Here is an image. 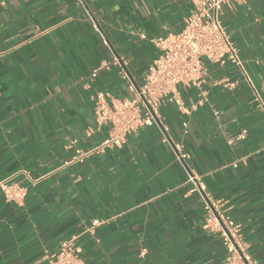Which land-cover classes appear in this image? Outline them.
<instances>
[{
	"label": "crops",
	"instance_id": "0c3cea01",
	"mask_svg": "<svg viewBox=\"0 0 264 264\" xmlns=\"http://www.w3.org/2000/svg\"><path fill=\"white\" fill-rule=\"evenodd\" d=\"M191 8L0 0V185L23 192L10 199L0 187V264H47L71 236L85 264H221L226 251L204 227L190 175L264 264V0L219 11L249 82L231 63H206L199 87H177L182 109L163 102L120 148L94 150L109 130L95 120L94 96L132 97L129 84L157 56L152 40L180 32Z\"/></svg>",
	"mask_w": 264,
	"mask_h": 264
},
{
	"label": "built area",
	"instance_id": "2783aa9c",
	"mask_svg": "<svg viewBox=\"0 0 264 264\" xmlns=\"http://www.w3.org/2000/svg\"><path fill=\"white\" fill-rule=\"evenodd\" d=\"M192 8L185 18L182 30L176 34L152 40L157 56L150 62L142 82L135 86L129 84L132 97L122 100H107L103 93L94 96L95 120L98 124H108L107 136L94 150L120 148L126 137L144 126L155 123L158 109L163 102L174 103L178 109L183 105L177 87H199L207 75L206 63L224 66L231 63L249 82L238 55V49L230 35L225 31L219 18L223 5L237 0H189ZM98 68L92 70L95 76ZM236 81H225L232 87ZM246 130H241L236 139H243ZM178 160L187 158L178 152ZM82 155L78 156L81 159ZM190 181L196 182V189L202 192L204 202V227L217 231L226 251L221 264H258L243 245L240 236L241 225L231 219L220 201L205 194L204 186L193 175ZM10 199L21 198L22 190L13 193V186L0 185ZM97 220L92 222L96 225ZM77 236L59 242L58 247L46 254L47 264H85L81 257Z\"/></svg>",
	"mask_w": 264,
	"mask_h": 264
}]
</instances>
